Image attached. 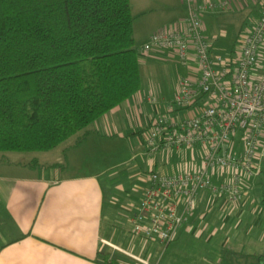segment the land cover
I'll list each match as a JSON object with an SVG mask.
<instances>
[{"label":"crops","instance_id":"crops-1","mask_svg":"<svg viewBox=\"0 0 264 264\" xmlns=\"http://www.w3.org/2000/svg\"><path fill=\"white\" fill-rule=\"evenodd\" d=\"M227 1L226 12L203 16L211 52L219 56L225 50L216 47L221 38H238V42L251 31L264 6V0ZM130 6L144 93L140 90L98 119L74 142L70 143L71 137L51 151L38 152L40 156L28 163L9 158L2 162L0 264H140L123 251L149 264L156 263L163 247L131 233V218L141 200L147 175L151 171L164 174L193 171L200 166L202 154L199 149H184L148 156L141 139L153 119L146 124L140 106L151 104V100L172 102L179 79L196 67L194 64L185 67L184 74L168 90L153 88L156 62L178 57L173 50L147 54L140 50L153 33L177 27L187 16L186 7L181 0H130ZM235 43L223 58L236 56ZM259 54L264 57V44ZM127 138L135 139L139 147L123 149L121 145ZM240 150L237 144L236 151ZM116 151H120L118 157ZM252 181L253 178L246 182ZM245 187L244 200L238 206L207 191L199 192L188 222L165 248L164 264H183L177 253L195 250L199 244L208 253L190 264H224L225 251L236 247V232L241 236V245L249 240L252 228L248 223L241 224L253 210Z\"/></svg>","mask_w":264,"mask_h":264},{"label":"built area","instance_id":"built-area-1","mask_svg":"<svg viewBox=\"0 0 264 264\" xmlns=\"http://www.w3.org/2000/svg\"><path fill=\"white\" fill-rule=\"evenodd\" d=\"M181 2L186 18L173 29L153 33L140 50L144 54L173 50L184 67H196L179 79L173 101L164 113L156 112L141 142L150 157L184 149H199L202 154L200 166L193 171L147 175L131 218V233L162 247L173 243L188 222L199 192L240 205L244 183L258 175L264 160V64L259 54L264 44V6L251 31L239 39L236 56L223 58L211 52L203 16L226 12L228 1Z\"/></svg>","mask_w":264,"mask_h":264},{"label":"trees","instance_id":"trees-1","mask_svg":"<svg viewBox=\"0 0 264 264\" xmlns=\"http://www.w3.org/2000/svg\"><path fill=\"white\" fill-rule=\"evenodd\" d=\"M133 24L130 0H0V153L51 151L137 94Z\"/></svg>","mask_w":264,"mask_h":264},{"label":"rangeland","instance_id":"rangeland-1","mask_svg":"<svg viewBox=\"0 0 264 264\" xmlns=\"http://www.w3.org/2000/svg\"><path fill=\"white\" fill-rule=\"evenodd\" d=\"M237 40L238 38H221L216 47L218 48V46H221L222 48H225V50L219 53H221L222 56L225 55L224 57L228 56L227 51L228 53L231 51V48L235 42L236 48L239 49L240 44L237 42ZM260 62L264 64V57H262V55L260 56ZM184 68L185 67L181 64L178 58L174 60L167 59L157 61L156 73H154L152 76V87H159L160 89L168 90L174 81H176L181 74H184ZM143 89L141 90L142 93H144ZM169 104L170 102H161L158 100H156L154 104L146 103L145 105L140 106V115L144 119L145 123L149 125L150 121L156 115V112L158 111L159 113H164L166 106ZM139 122L140 124L142 123L140 118ZM147 132L148 130H145L142 133V139L145 137V135H147ZM80 134L81 132L72 137L73 139L70 141V143L76 141V138L79 137ZM126 141L128 143L125 142V144L121 145L123 146V149H127V147H129L130 149L132 148L136 150V148L139 147L135 139L127 138ZM121 152H123V150H121ZM116 153V157H118L120 151L119 153L116 151ZM39 154L41 153H0V165L4 162H7V158L15 162L28 163L31 159L39 157ZM261 166L262 167L260 168L258 175L253 178L254 183L252 181V183L246 182V185L244 184V186H246L244 189L247 193L248 201L249 203H253V210L251 214L244 216L243 223H240L242 226H244V223H248L252 228L249 233V240L245 244L241 245V236L239 235V232H236V235L234 236V239H237L236 247L234 249L231 247L230 250L227 248L228 251H225L226 260L224 264H264V160L261 162ZM199 246L200 247L196 248L195 250H184L183 252L179 251L177 256L181 257V263L190 264V261L193 259H196L198 262V257L200 255H206L208 253L203 244H199ZM165 248L166 247H163L159 251L155 259V264H164Z\"/></svg>","mask_w":264,"mask_h":264}]
</instances>
